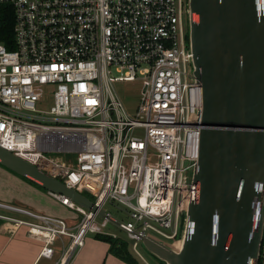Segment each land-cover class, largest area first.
<instances>
[{"label":"built area","instance_id":"1","mask_svg":"<svg viewBox=\"0 0 264 264\" xmlns=\"http://www.w3.org/2000/svg\"><path fill=\"white\" fill-rule=\"evenodd\" d=\"M0 4L14 15L13 49L0 43V148L89 194L98 211L107 201L125 206L132 220L118 225L145 262L141 238L177 240L185 205L197 196L189 173L199 158L204 96L192 77L187 0ZM121 82L138 87L132 112L114 93ZM51 195L77 215L74 228L12 208L29 220L0 214V230L25 227L42 240L35 264L52 257L56 242L53 264H72L86 235L117 222L104 210L97 224V212Z\"/></svg>","mask_w":264,"mask_h":264},{"label":"water","instance_id":"2","mask_svg":"<svg viewBox=\"0 0 264 264\" xmlns=\"http://www.w3.org/2000/svg\"><path fill=\"white\" fill-rule=\"evenodd\" d=\"M192 77L203 89L197 186L174 246H138L157 264H258L264 237V0H187ZM0 166L99 218L89 199L0 148ZM140 252V251H139ZM141 253V252H140Z\"/></svg>","mask_w":264,"mask_h":264},{"label":"crops","instance_id":"3","mask_svg":"<svg viewBox=\"0 0 264 264\" xmlns=\"http://www.w3.org/2000/svg\"><path fill=\"white\" fill-rule=\"evenodd\" d=\"M12 208L62 218L70 228H74L78 222L77 215L62 206L50 193L0 167V214L29 220V217ZM55 244L52 246L54 249L52 257L41 258L38 264L54 263L60 254V249H55ZM43 245V241L29 234L25 227L19 228L13 234L6 232L5 229L0 230V264H35ZM131 258L130 262L120 259L112 253L108 243L98 240L93 234H88L72 264H142L137 257L138 261Z\"/></svg>","mask_w":264,"mask_h":264},{"label":"rangeland","instance_id":"4","mask_svg":"<svg viewBox=\"0 0 264 264\" xmlns=\"http://www.w3.org/2000/svg\"><path fill=\"white\" fill-rule=\"evenodd\" d=\"M137 88H138L137 85L132 84V83H122L121 82V83H114L113 84L114 93L118 96V98L120 99V101L124 105L125 109L128 110L129 112H132L134 110V108L137 106V103H138ZM0 167H2V166H0ZM2 168H4V167H2ZM5 170H7V169H5ZM84 196H86L89 199H92V197L87 193H85ZM103 209L105 210L106 213H108L111 216V218L114 221L117 222V224H116L113 221H109L107 226L105 227V229H103V233L105 235H108V236H113V237L119 238L120 240L126 242L128 244L129 254L135 259L136 257L133 253V250H132L133 242L131 240H129V238L127 236V231L123 227L120 226V225H125L127 222L132 220L130 215H129V210L121 204L111 203L109 201H107L103 205ZM101 222H102V218H96L97 224H100ZM118 224H120V225H118ZM152 236H154L157 240H160L161 242H163L167 245H170V246H174L176 243V240L175 241H171V240L167 241V240H163V239H161V238H159L153 234H152ZM54 247H55V249L58 250L60 248L59 242L56 243ZM139 251L141 252V254H142V256H143V258L147 264H157L154 261V259L149 254H147L143 249H141L140 247H139ZM262 256L264 257V248L262 250ZM136 261H138L137 258H136ZM145 262L141 261L142 264H146ZM261 264H264V262H262Z\"/></svg>","mask_w":264,"mask_h":264},{"label":"trees","instance_id":"5","mask_svg":"<svg viewBox=\"0 0 264 264\" xmlns=\"http://www.w3.org/2000/svg\"><path fill=\"white\" fill-rule=\"evenodd\" d=\"M13 22H14V15H13L12 7L10 5L0 4V43H3V45H5L8 49H13V44H12ZM95 237L98 240L108 243L111 246L112 253L115 254L120 259L127 261V262H130L132 260L131 258L132 256L128 252V244L126 242L120 240L119 238H113L111 236L104 235V234H98V235H95ZM263 248H264V237H263L262 248H261V256H260L258 264H261L262 262H264V257L262 256Z\"/></svg>","mask_w":264,"mask_h":264}]
</instances>
